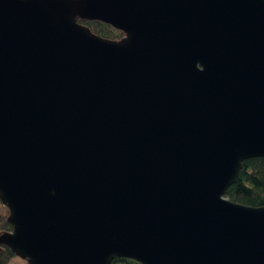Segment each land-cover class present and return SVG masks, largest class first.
<instances>
[{
	"label": "water",
	"instance_id": "water-1",
	"mask_svg": "<svg viewBox=\"0 0 264 264\" xmlns=\"http://www.w3.org/2000/svg\"><path fill=\"white\" fill-rule=\"evenodd\" d=\"M254 158L264 0H0V243L27 264H264V207L225 197Z\"/></svg>",
	"mask_w": 264,
	"mask_h": 264
},
{
	"label": "trees",
	"instance_id": "trees-1",
	"mask_svg": "<svg viewBox=\"0 0 264 264\" xmlns=\"http://www.w3.org/2000/svg\"><path fill=\"white\" fill-rule=\"evenodd\" d=\"M77 22L90 32L104 40L119 42L124 34L120 30L99 21L80 20ZM236 182L227 189L225 197L232 203L248 207H264V160L260 158L248 159L242 162V168ZM9 211L0 202V234L12 232L8 222ZM14 253L0 243V264H9ZM110 264H138L131 259L115 258ZM140 264V263H139Z\"/></svg>",
	"mask_w": 264,
	"mask_h": 264
},
{
	"label": "rangeland",
	"instance_id": "rangeland-1",
	"mask_svg": "<svg viewBox=\"0 0 264 264\" xmlns=\"http://www.w3.org/2000/svg\"><path fill=\"white\" fill-rule=\"evenodd\" d=\"M9 264H27L25 260L19 259L18 257H13L10 259Z\"/></svg>",
	"mask_w": 264,
	"mask_h": 264
}]
</instances>
